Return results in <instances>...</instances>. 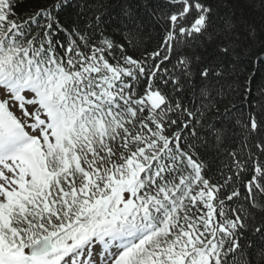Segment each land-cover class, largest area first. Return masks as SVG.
Here are the masks:
<instances>
[{
  "label": "snow or ice",
  "instance_id": "obj_1",
  "mask_svg": "<svg viewBox=\"0 0 264 264\" xmlns=\"http://www.w3.org/2000/svg\"><path fill=\"white\" fill-rule=\"evenodd\" d=\"M24 2L0 0V264H264V91L235 67L264 63V0L259 28L234 0Z\"/></svg>",
  "mask_w": 264,
  "mask_h": 264
},
{
  "label": "trees",
  "instance_id": "obj_2",
  "mask_svg": "<svg viewBox=\"0 0 264 264\" xmlns=\"http://www.w3.org/2000/svg\"><path fill=\"white\" fill-rule=\"evenodd\" d=\"M44 2L45 0H25L18 11L22 12ZM234 3L238 14L241 12L244 13L250 21L255 23L257 28L261 26V10L259 7H249V0H234ZM253 51H255V49H253ZM235 67L240 76L251 78L249 87L251 88L252 96L256 100L260 99L261 91H264V63H261L256 56L245 51L241 53L236 61Z\"/></svg>",
  "mask_w": 264,
  "mask_h": 264
}]
</instances>
